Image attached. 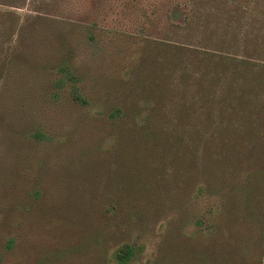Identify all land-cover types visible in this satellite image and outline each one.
I'll return each mask as SVG.
<instances>
[{"label": "trees", "instance_id": "16d2710c", "mask_svg": "<svg viewBox=\"0 0 264 264\" xmlns=\"http://www.w3.org/2000/svg\"><path fill=\"white\" fill-rule=\"evenodd\" d=\"M178 6L181 21L167 11L159 36L139 39L128 72L106 82L115 173L102 220L111 210L115 220L88 246H102V264H134L158 226L149 264H264V0ZM75 35L47 14L0 11V149L12 176L24 154L55 142L44 108L64 95L89 104ZM109 233L126 235L108 248ZM4 243L8 252L15 238Z\"/></svg>", "mask_w": 264, "mask_h": 264}, {"label": "rangeland", "instance_id": "374dc122", "mask_svg": "<svg viewBox=\"0 0 264 264\" xmlns=\"http://www.w3.org/2000/svg\"><path fill=\"white\" fill-rule=\"evenodd\" d=\"M178 2L0 0L1 12L21 17L47 14L77 34L72 49L74 60L86 68L81 88L89 102L76 104L64 95L44 108L55 142L38 145L23 155L24 160H17V176H12L7 155L0 149V218H9L11 223L0 224V264H102V246H88V240L94 231L112 226L115 220L111 209L107 214L111 219L102 220L101 203L110 200L115 173L108 155L113 131L101 116L104 94L111 93L106 82L128 72L139 39L159 36L167 11L172 23L181 21L183 8ZM11 178L16 181L13 185ZM35 191L37 195H30ZM161 233L157 226L153 234L141 239L145 249L134 264H149L154 259ZM125 235H106V245L116 246ZM8 237L15 238V244L6 252Z\"/></svg>", "mask_w": 264, "mask_h": 264}]
</instances>
